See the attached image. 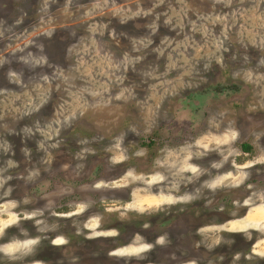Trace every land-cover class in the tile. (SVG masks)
Here are the masks:
<instances>
[{"label":"rangeland","instance_id":"374dc122","mask_svg":"<svg viewBox=\"0 0 264 264\" xmlns=\"http://www.w3.org/2000/svg\"><path fill=\"white\" fill-rule=\"evenodd\" d=\"M0 264H264V0H0Z\"/></svg>","mask_w":264,"mask_h":264},{"label":"flooded vegetation","instance_id":"af4514ba","mask_svg":"<svg viewBox=\"0 0 264 264\" xmlns=\"http://www.w3.org/2000/svg\"><path fill=\"white\" fill-rule=\"evenodd\" d=\"M154 141V140H153ZM153 141L151 142V144H153ZM147 146H149V145H147ZM244 146H246V145H244ZM244 146H242V148H243V150H244ZM244 152H246L245 150H244ZM249 152H251V149H250V151H248V153ZM152 160H154L153 159V157H151V161ZM233 167V165H231V168ZM121 168V167H120ZM230 168V169H231ZM233 170V169H232ZM99 170H96V172H98ZM96 175V174H95ZM102 174H100L99 176H101ZM218 175V174H217ZM220 175H222V173H220ZM204 180H208V178L206 177V178H204ZM183 191H184V193H183V195H187V196H192L196 191H197V189L196 188H189V187H187V188H185V189H183ZM193 196H195V195H193ZM184 197V196H183ZM190 201H191V197H190ZM193 204H195V203H189L187 206H184V205H181V207L183 206L186 210L192 205L193 206ZM180 206H179V210H181V211H183V209L181 208ZM183 217V216H182ZM181 218V217H180ZM195 218V217H194ZM179 219V218H178ZM196 220H198V221H196ZM195 222H196V224L193 226V231H194V235H192L193 236V239H201V233L204 231V229L206 228V226H203V224H199V222H201L200 220H199V218H195V220H194ZM177 224H180V225H184V224H187V221H186V219H179V220H177L176 219V224L175 225H177ZM174 232V234L175 235H178V236H184V235H182L181 234V232H179L178 230H175V231H173ZM163 237V236H162ZM162 237L161 236H156V238L155 239H162ZM181 237V238H182ZM164 239V238H163ZM186 239H190V237H188V238H186ZM182 251V250H181ZM109 257V256H108Z\"/></svg>","mask_w":264,"mask_h":264},{"label":"trees","instance_id":"16d2710c","mask_svg":"<svg viewBox=\"0 0 264 264\" xmlns=\"http://www.w3.org/2000/svg\"><path fill=\"white\" fill-rule=\"evenodd\" d=\"M244 150L246 151V152H248V151H250V147L249 146H244Z\"/></svg>","mask_w":264,"mask_h":264},{"label":"bare ground","instance_id":"6f19581e","mask_svg":"<svg viewBox=\"0 0 264 264\" xmlns=\"http://www.w3.org/2000/svg\"><path fill=\"white\" fill-rule=\"evenodd\" d=\"M134 193V192H133ZM250 218V217H249Z\"/></svg>","mask_w":264,"mask_h":264}]
</instances>
